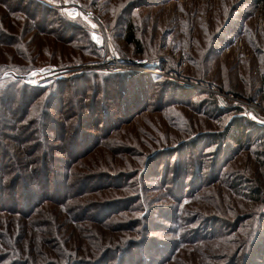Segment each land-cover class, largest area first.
I'll use <instances>...</instances> for the list:
<instances>
[{"label": "rangeland", "instance_id": "374dc122", "mask_svg": "<svg viewBox=\"0 0 264 264\" xmlns=\"http://www.w3.org/2000/svg\"><path fill=\"white\" fill-rule=\"evenodd\" d=\"M63 1L101 21L108 46L87 19L0 0V131L11 134L15 122L29 130L31 119L33 138L43 131L58 160L49 167L67 181V196L30 219L0 213V264H63L104 250L110 260L95 264H264V0ZM129 22L136 46L124 39ZM105 48L107 68L121 55L144 62L130 70L138 76L111 82L132 84L131 97L140 94L129 107H145L110 126L81 123L92 100L82 86L109 85L110 72L80 66L101 61ZM24 89L38 94L18 123L11 109ZM55 96L50 117L69 133L82 125L78 137L59 141L49 129L43 111ZM233 116L251 127L235 149L214 136ZM31 143L11 146L24 160Z\"/></svg>", "mask_w": 264, "mask_h": 264}, {"label": "trees", "instance_id": "16d2710c", "mask_svg": "<svg viewBox=\"0 0 264 264\" xmlns=\"http://www.w3.org/2000/svg\"><path fill=\"white\" fill-rule=\"evenodd\" d=\"M59 14L63 16L60 12ZM64 22L66 23V21ZM132 27L133 25L131 22L126 24V33L124 39L128 44L136 46L138 45L139 40L134 36ZM102 54L103 48L101 46L99 48L98 54L95 55L97 56L96 60H99L102 57ZM121 57L124 60L130 59L129 57L122 55ZM131 76H138V73H133V71L130 70L105 73V75L103 76V80L105 81V83H109V85L103 84L104 86L100 87V85L97 83L91 84L93 82L91 81L89 85L87 84L90 89L89 94V89H84V87L82 86V90L80 91L81 94L85 97V99H88V97L92 98L91 104H86V106H84L86 109L85 114L89 115L84 114L82 116H77L78 114H72L73 117L77 116V119L79 118V120H81V123H89L88 121L96 122L97 120H100L98 124L110 126L111 123L114 124L117 117L118 119H123L126 116L132 115H129L131 111H143V108L145 107V102L142 105L141 103H139L138 106L133 110L129 107V104L131 102L138 100V95L140 94L138 92L137 99L134 96L131 97L134 91V87L132 86V84L128 86L122 85L117 87L111 82L113 80H119L118 78H121V80L119 81L120 83H123L124 81L128 80V77ZM24 91H27L26 94L30 93V96L28 95L27 97H24L23 95L20 99H18V104H16L14 108L11 109V112L13 113V115H15L18 123H22L23 121H25L26 117L29 115V110L32 103L36 100H33V97L34 95L37 96L38 94V89H31L29 91L24 89ZM142 93L143 91L141 89V94ZM58 100V96H55V99H53V104L52 102H49L48 99H46L45 102L46 108L44 109L43 113L46 118H49V121L52 124V127H50L49 129L56 132V134L58 135L57 139L59 141L66 140L68 135L72 138L74 132L76 137H78L79 134L77 132H80L82 130V125L77 128L76 126H74L75 130H72V126H70L68 128H71V131L69 133V130H67V128L59 126V124L52 117H50L52 115L50 109H56L54 105L58 103ZM108 100H113L117 108L112 110V108H110L109 105L106 104ZM0 104L6 106V99L4 98V96H2L1 93ZM214 108L217 109V107ZM87 117H89L90 120H85V118ZM30 121L31 119L27 120V123L25 124L26 126L28 125V127L26 128H28L29 130H25V127L19 126L15 122L14 124H12L11 131L13 132L11 134H4L5 128L2 130V132L0 131V213H11V215L17 214L25 219H30L35 213L36 209L40 207L43 203L50 201L52 202L54 201L53 198L57 196H65V190L67 189V181H58V175H54L56 170H52L49 167V164H52L54 166L55 163L58 162V160L52 154L49 148L50 144H48L47 141L44 140L45 133H42L43 131H41L40 128L39 131H41L40 134L42 135V138H35V136L33 138V134L37 133V127L33 129L31 127L33 125V122L30 123ZM247 122L248 121H245L243 117L239 118L237 116H233L232 119L220 132L214 134V136L217 138L216 141L221 143H230V146L233 149L238 148L244 142H248V133L250 132L251 127L248 126L249 123ZM7 125L8 124L6 123V126ZM251 125L253 124L251 123ZM84 133L88 135L86 132ZM2 136L9 138L11 140V144L17 143V145H19L21 143L20 145H24V143L26 142H32L30 146L26 148L28 149V154L25 152L26 157L23 158L24 160H22L20 155L14 150V147L11 146V144L8 145L7 142H5L6 140H4ZM257 136L260 135L257 134ZM71 156L74 157L72 154ZM31 158L33 162H30ZM26 162L30 163L29 168L26 166ZM33 165L34 167L33 169H31ZM33 180H37L36 183H34ZM19 190H25L24 198L19 195ZM46 195L52 196L46 197ZM67 199L68 198H60L59 202L57 203L62 204ZM108 253L109 250H104L102 254H99L95 258L72 257V259L63 260V264H92L93 262V264H95V261H102L104 259L109 261L110 259Z\"/></svg>", "mask_w": 264, "mask_h": 264}, {"label": "built area", "instance_id": "2783aa9c", "mask_svg": "<svg viewBox=\"0 0 264 264\" xmlns=\"http://www.w3.org/2000/svg\"><path fill=\"white\" fill-rule=\"evenodd\" d=\"M37 1H40L41 3L47 5L48 7L52 9H57L63 16H66V17L81 16L82 18L91 21V23L95 25V28H97L100 31L103 41H104V45L108 46L107 34L102 26L101 21L89 9L81 6L80 3L76 1L67 2L63 0H37ZM68 11H74L76 15L69 16L67 15ZM106 53H107V48H105V53L101 61L95 62L93 64L81 65L80 68L81 69H105V71L107 72H116V71L132 70V69H135V67L137 66L139 67V65H142L144 63L142 60H138V59L124 60V59H120L117 56H115V58L111 57L109 62L113 61V63L116 64V66L112 68H107L105 67V65L108 62ZM109 54H111L110 51H109ZM113 54L116 55L114 51H113ZM60 71L62 72H58L54 76H61L64 72L63 70H60ZM33 72L42 73V69H37Z\"/></svg>", "mask_w": 264, "mask_h": 264}, {"label": "snow or ice", "instance_id": "6c2138e0", "mask_svg": "<svg viewBox=\"0 0 264 264\" xmlns=\"http://www.w3.org/2000/svg\"><path fill=\"white\" fill-rule=\"evenodd\" d=\"M67 15H69V16H75L76 15V13L74 12V11H68L67 12ZM92 27L94 28L95 27V25H92ZM94 39H96V37L94 36L93 37ZM98 42H100L99 40H98ZM43 71V70H42ZM33 75H35V74H33Z\"/></svg>", "mask_w": 264, "mask_h": 264}]
</instances>
